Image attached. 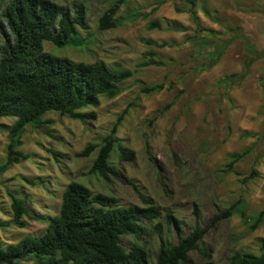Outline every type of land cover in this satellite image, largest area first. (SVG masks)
Instances as JSON below:
<instances>
[{
    "label": "rangeland",
    "instance_id": "rangeland-1",
    "mask_svg": "<svg viewBox=\"0 0 264 264\" xmlns=\"http://www.w3.org/2000/svg\"><path fill=\"white\" fill-rule=\"evenodd\" d=\"M49 1L70 7L80 0ZM84 1L86 28L78 29V42L62 47L43 42L42 51L73 62L102 61L111 69H129L133 75L121 83L122 92L112 98L99 96L96 108L87 106L81 110L94 112V120L80 122L50 112L42 116V120L51 122L49 125L39 129L25 127L18 150L28 158L0 174V220L11 219L6 191L22 200L32 219L26 220L21 229L13 225L0 228V241L12 244L24 236L42 233L48 220L58 212L61 192L72 181L93 195L114 198L120 206H141L132 187L151 201L159 211V219L144 221L143 230L135 238H119L125 250L138 244L147 264H155L158 250V239L152 230L155 222L162 223L170 243L176 242V232L163 224L166 211L180 222L177 233L184 236L194 224V211L204 227L238 198L243 200L246 216L263 210L264 89L259 79L264 78V56L254 60L247 74L227 88L218 81L231 74H243L247 56L243 41L231 39L217 63L202 70L204 57L186 39L197 28L215 27L218 38L227 39L225 27L239 24L227 14L235 10L236 16H242L240 32L250 38L256 54L264 52V0H224L222 7H214L215 0H194L193 22L187 0H125L114 17L123 18L133 10L146 17L125 19L105 31L97 28V19L115 0ZM203 7L213 19L202 15ZM151 22H156L157 28L149 30L147 25ZM2 38L0 34V43ZM140 39L169 46H145ZM147 49L155 52L163 66L135 67ZM155 84H162L160 92L140 93L143 87ZM124 109L126 113L114 137L116 144L133 151L134 160L120 161L114 150L110 162L118 176L105 181L88 171L95 151L88 157L77 154L87 144L99 145ZM13 121L11 117L0 118L4 126ZM6 144V133L0 131V164ZM242 151H247L245 156L232 167L236 174L226 171L227 156ZM251 169L257 177L243 182ZM20 177L31 180L33 185ZM261 239L264 240V217L249 231L242 219L233 214L206 231L200 244L205 254L190 251L188 258L191 264H228L227 257L232 252L257 254Z\"/></svg>",
    "mask_w": 264,
    "mask_h": 264
},
{
    "label": "trees",
    "instance_id": "trees-1",
    "mask_svg": "<svg viewBox=\"0 0 264 264\" xmlns=\"http://www.w3.org/2000/svg\"><path fill=\"white\" fill-rule=\"evenodd\" d=\"M83 1V2H82ZM125 0H115L97 19V28L101 31L117 27L125 19L144 18L137 10L126 12L123 18L114 17ZM188 13L193 22L194 0H187ZM84 0L68 6L57 5L49 0H0V118L11 117L14 121L9 126L0 124V131L6 133L4 161L0 164V174L8 166L26 160L27 155L18 150L25 127L39 129L49 125V120H42L46 113H56L72 120L85 122L94 120V112H82L87 106L96 108L99 96L112 98L122 92L121 83L132 77L133 72L125 68H110L102 61L93 63L73 62L66 58L51 56L42 51V43L50 42L54 46L75 45L78 29L86 28L87 7ZM251 9H249L250 11ZM201 13L208 18L202 8ZM149 30L157 28L156 22L147 25ZM228 38L221 40L210 29L197 28L187 43L195 45L199 55L204 57L201 69L211 68L222 55L231 39H240L245 45L247 56L243 63V74H231L221 78L218 83H225L230 88L247 74L250 65L263 57L264 52L256 54L250 38L234 28H225ZM145 46L154 48L167 47L165 43H155L150 39H140ZM205 52V53H204ZM204 53V54H203ZM209 55H213L209 58ZM143 59L136 63V68L163 66L156 59L155 52L147 49L142 53ZM264 89V78L259 79ZM162 84L143 87L140 93L149 95L162 90ZM165 106L163 109H166ZM126 110L117 116L109 133L99 145L87 144L77 156L88 157L95 151L89 173L109 180L117 177L118 172L110 162L115 150L120 161L132 162L134 153L117 143L115 131ZM245 152L232 153L227 156L224 165L226 171L232 172L233 165L245 156ZM257 173L251 169L242 179L254 180ZM24 183L32 186L33 182L20 177ZM141 206H120L112 197L91 194L85 186L69 182L61 192L57 214L50 218L42 233L24 236L12 244L0 241V264H147L142 248L134 243L128 250L121 247L119 238L136 237L143 230L142 223L159 219L158 209L151 201L142 196L135 187ZM11 219L0 220V228L13 225L23 228L31 215L23 202L9 191ZM243 200L238 198L226 210L217 214L209 223L201 227L194 211V224L184 236L178 235L180 222L170 211H166L163 224L177 234L175 243H170L162 230V223L153 224V233L158 239L155 264H191L190 251L205 254L200 247L203 236L215 222L237 215L242 219L247 230L253 231L264 217V209L251 216L243 210ZM25 218V220H24ZM228 264H264V240H259L257 254L232 252L227 257Z\"/></svg>",
    "mask_w": 264,
    "mask_h": 264
},
{
    "label": "crops",
    "instance_id": "crops-1",
    "mask_svg": "<svg viewBox=\"0 0 264 264\" xmlns=\"http://www.w3.org/2000/svg\"><path fill=\"white\" fill-rule=\"evenodd\" d=\"M229 1V0H228ZM240 1V3H245V1L246 0H239ZM254 1V0H253ZM256 1V0H255ZM226 4V2L224 1V0H215L214 1V7H222V5H225ZM204 8V7H203ZM204 10L207 12V14H209L208 12V10L206 9V8H204ZM222 11H224V8L222 9ZM234 12V13H233ZM233 12H229V11H227V14L230 16V17H234L236 20H238V22H239V24L237 23V24H234L232 27H229V28H234V29H236V30H238L239 32H240V30H239V28L241 27V25H243V21H242V19H241V17H238V16H236L235 14H237L236 13V11L235 10H233ZM210 13H212L213 14V17H215V12L214 11H211ZM195 15V14H194ZM203 15V14H202ZM204 16V15H203ZM194 17V16H193ZM205 17V16H204ZM205 18H207V17H205ZM213 19L212 18V16H209L208 15V19ZM215 20V19H214ZM216 21H217V18H216ZM241 23V24H240ZM216 28V27H215ZM215 28H213V30L215 29ZM226 28V27H225ZM212 28H210V30H211ZM217 29V28H216ZM212 30V31H213ZM241 33V32H240ZM242 34V33H241ZM243 35H245V34H243ZM247 36V35H246ZM248 37V36H247Z\"/></svg>",
    "mask_w": 264,
    "mask_h": 264
}]
</instances>
